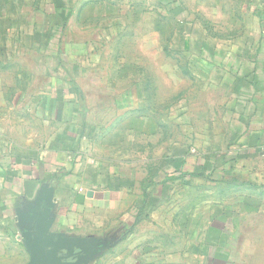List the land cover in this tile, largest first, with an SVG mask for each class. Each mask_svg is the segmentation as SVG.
I'll list each match as a JSON object with an SVG mask.
<instances>
[{
  "label": "crops",
  "instance_id": "crops-1",
  "mask_svg": "<svg viewBox=\"0 0 264 264\" xmlns=\"http://www.w3.org/2000/svg\"><path fill=\"white\" fill-rule=\"evenodd\" d=\"M136 10L162 13L171 56L197 83L188 108L140 132L158 147L176 129L148 159L134 157L130 124L115 133L124 145L102 139L53 94V43ZM263 147L264 0H0V264H95L109 228L201 186L210 192L186 216L193 263L264 264Z\"/></svg>",
  "mask_w": 264,
  "mask_h": 264
},
{
  "label": "rangeland",
  "instance_id": "rangeland-1",
  "mask_svg": "<svg viewBox=\"0 0 264 264\" xmlns=\"http://www.w3.org/2000/svg\"><path fill=\"white\" fill-rule=\"evenodd\" d=\"M124 12L102 14L100 24L87 27V32L73 26L65 41L53 43V51L62 52V57L51 62L53 94L80 105L88 125L85 128L96 129L102 139L109 137L124 145V134L117 137L115 133L130 124L136 132L134 157L148 159L161 141L167 144L172 139L176 129L165 126L158 147L154 138L141 136L142 129L151 131L157 122L167 121L174 112L188 108L197 83L195 76L188 73L187 59L171 56L170 50L177 44L167 38L166 32L174 28L160 11L146 19L139 18V10L132 16ZM178 191L172 185L165 190L169 197ZM209 192L208 187L201 186L186 195L185 202L166 205L161 209L163 213L149 219L137 216L128 226H112L110 244L88 259H96L95 264H194L196 258L187 253L192 242L186 216L198 209L197 198ZM156 206L154 203L155 209ZM192 225L193 230L195 224ZM196 243L204 249L201 242Z\"/></svg>",
  "mask_w": 264,
  "mask_h": 264
},
{
  "label": "built area",
  "instance_id": "built-area-1",
  "mask_svg": "<svg viewBox=\"0 0 264 264\" xmlns=\"http://www.w3.org/2000/svg\"><path fill=\"white\" fill-rule=\"evenodd\" d=\"M263 153H264V147H263Z\"/></svg>",
  "mask_w": 264,
  "mask_h": 264
}]
</instances>
